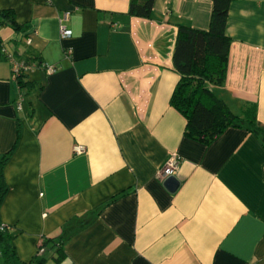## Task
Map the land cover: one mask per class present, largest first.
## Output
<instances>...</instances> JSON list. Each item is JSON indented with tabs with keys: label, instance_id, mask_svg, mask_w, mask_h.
I'll return each mask as SVG.
<instances>
[{
	"label": "crops",
	"instance_id": "1",
	"mask_svg": "<svg viewBox=\"0 0 264 264\" xmlns=\"http://www.w3.org/2000/svg\"><path fill=\"white\" fill-rule=\"evenodd\" d=\"M128 10L0 0L19 25H0V155L12 150L0 225L18 263L55 239L62 252L46 264H264V0L230 3L226 79L212 88L241 118L255 108L260 131L209 144L186 136L170 97L177 26L207 30L212 1L154 0L149 19ZM12 61L39 64L24 74L31 87L19 89ZM172 154L174 193L159 178Z\"/></svg>",
	"mask_w": 264,
	"mask_h": 264
},
{
	"label": "trees",
	"instance_id": "2",
	"mask_svg": "<svg viewBox=\"0 0 264 264\" xmlns=\"http://www.w3.org/2000/svg\"><path fill=\"white\" fill-rule=\"evenodd\" d=\"M211 1L208 29L201 31L187 25H178L172 53V65L179 80L171 94L170 106L184 118L186 136L204 144L211 143L229 128L260 131L256 123L255 108H245L243 117L240 118L213 93L212 88L223 85L226 79L231 43L226 34V22L232 0ZM153 3L154 0H129L128 15L149 19ZM4 24H10L15 30H19L11 12L0 11V25ZM33 64L35 68H39V64ZM23 77L24 74L18 77L19 89L31 87V82L24 81ZM11 152L12 150L0 155V206L7 192L3 165ZM1 226L0 254L3 264H19L13 244L14 237L9 231L1 230ZM41 249L42 254L39 253ZM54 249L59 255L62 252V242L55 239L41 242L29 264H46L47 253Z\"/></svg>",
	"mask_w": 264,
	"mask_h": 264
},
{
	"label": "built area",
	"instance_id": "3",
	"mask_svg": "<svg viewBox=\"0 0 264 264\" xmlns=\"http://www.w3.org/2000/svg\"><path fill=\"white\" fill-rule=\"evenodd\" d=\"M60 37L62 39L69 38L70 32L66 28L61 27ZM34 68H35V66L33 63H26V62L17 63V62L12 61V77L17 82L18 77H20L21 75L27 73L28 71H30ZM41 68H43L49 74H52L55 71L54 67H48L47 65H45V66L41 65ZM22 102H23V96L20 94L18 96V104H17L18 110L21 109ZM74 152L77 154L82 153L83 148L75 147ZM180 160H181V158L177 154H172L169 157V159L167 160L166 165L164 166L162 171L159 173L160 180L164 181L168 177L175 176L176 172L178 170L179 164H180ZM8 229L9 228H7L5 226H1V230H7L8 231ZM39 253L42 254L43 250L41 249L39 251Z\"/></svg>",
	"mask_w": 264,
	"mask_h": 264
},
{
	"label": "water",
	"instance_id": "4",
	"mask_svg": "<svg viewBox=\"0 0 264 264\" xmlns=\"http://www.w3.org/2000/svg\"><path fill=\"white\" fill-rule=\"evenodd\" d=\"M163 186L168 192L174 193L179 186V181L174 176H171L164 180Z\"/></svg>",
	"mask_w": 264,
	"mask_h": 264
},
{
	"label": "rangeland",
	"instance_id": "5",
	"mask_svg": "<svg viewBox=\"0 0 264 264\" xmlns=\"http://www.w3.org/2000/svg\"><path fill=\"white\" fill-rule=\"evenodd\" d=\"M233 113H234V112H233ZM234 114H235V113H234ZM235 115H237L238 117H240L239 114H235ZM240 118H241V117H240ZM48 264H49V263H48Z\"/></svg>",
	"mask_w": 264,
	"mask_h": 264
}]
</instances>
